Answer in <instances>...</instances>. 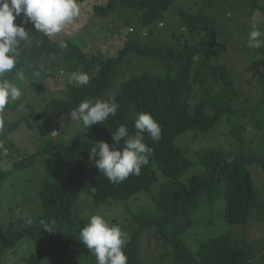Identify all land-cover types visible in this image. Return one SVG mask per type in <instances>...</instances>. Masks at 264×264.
Listing matches in <instances>:
<instances>
[{"label":"trees","instance_id":"obj_1","mask_svg":"<svg viewBox=\"0 0 264 264\" xmlns=\"http://www.w3.org/2000/svg\"><path fill=\"white\" fill-rule=\"evenodd\" d=\"M171 1L78 0L81 15L53 37L36 32L30 22L23 25L29 31V39L17 46L18 62L10 73L33 75L40 71L41 76L32 82L35 87L43 78L53 76L54 63L67 61L71 63V71L85 70L95 80L87 88L69 86L66 98L52 101L45 109L46 114H62L86 95H97L96 101L114 98L119 107L116 115H110L104 124L90 126L86 132L89 140L85 133L83 140H72L64 149L52 152L49 178L40 190L41 216L31 220L22 216L13 219L15 201H11V206H0V254L22 239L32 238L35 252L24 258L26 264H41L43 258H49L52 264H96L94 255L79 240V233L92 215L99 214L128 235L129 241L123 248L127 264H143L140 256L149 242L145 233L148 228L153 231L156 246L169 249L166 253L170 256L168 264H264V245H255V240L245 233L252 216L251 213L249 220V211L257 208L260 201L248 167L255 163L264 172V156H257L258 147L242 149L240 146L246 139H251L253 131L260 133L258 140L264 135V122H261L264 117V54L250 57L244 72L227 69L218 61L225 52V45L216 39L214 28L209 27L201 13L190 14L181 21L182 30L197 37L195 42H181L176 36L173 38L178 41L176 44L160 47L162 44L146 41L141 36L142 31L145 28L152 34L150 23ZM202 1L204 7H209L219 0ZM85 6L94 7L98 15L111 11L119 14L121 6L139 12L127 13L139 18L140 22L133 39L124 36L123 44L116 52L105 45L101 46L103 54L85 51L87 40L81 33ZM23 20L21 13L14 23L20 25ZM80 39L83 46L77 42ZM61 41L67 44L64 51L59 46ZM137 54L163 64V72L133 75L131 73L137 70L134 68L120 81H113ZM244 74L248 78H243ZM241 80H247L248 90L258 88L257 100L245 110L239 109ZM6 112V109L0 112V120L4 121L0 145H5L10 154L13 148L6 134L18 126L19 120L9 123ZM141 112L151 113L161 126L158 141L144 134V142L153 149L149 163L141 168L139 176L130 175L119 184L110 182L104 175L97 176L95 160H89L92 145L99 141L112 143L111 132L122 124L130 135H135V119ZM225 116L234 120L220 122ZM54 124L59 126L60 121L55 120ZM187 130L195 132H191L194 155L202 169L184 182L179 178L192 164L184 148L176 146L174 141ZM199 137L205 138L208 144L199 143ZM217 145L225 148H212ZM1 147L0 162L5 159L1 158ZM199 147L204 149L198 150ZM22 159L18 156L16 161ZM45 163L47 168V159ZM3 171L0 166V186L5 180ZM144 192L149 196L145 202L137 205L133 202L121 212L114 209L113 203H124L129 197ZM81 193L86 198L77 210ZM211 196L224 199V220L230 225H242L241 233L238 227L226 230L201 240L191 251L180 235L192 226L191 214L198 212Z\"/></svg>","mask_w":264,"mask_h":264},{"label":"rangeland","instance_id":"obj_2","mask_svg":"<svg viewBox=\"0 0 264 264\" xmlns=\"http://www.w3.org/2000/svg\"><path fill=\"white\" fill-rule=\"evenodd\" d=\"M179 9L190 10L196 12L203 9L213 19L214 26L218 30V39L226 43L227 49L218 60L225 64L229 70L246 71L250 63L251 50L246 46V39L249 32L252 30V20L262 23L264 18V0H219L215 5L203 6L202 0H175L172 5L162 13L160 18L163 23L158 26L154 23L152 26V34L147 32L144 35L145 40H150L154 43L162 45L177 43L178 41L172 38L176 34L177 38L183 42L193 43L197 37L192 35L187 30H182L181 20L177 13ZM126 12L114 13L109 17L100 18L94 15L93 7L85 6L84 16L81 19L83 24L81 33L87 40V47L85 51L90 53H102L101 46L105 45L109 50L117 51L123 44L124 36L130 32V27L137 28L136 16H133L132 22L126 24L124 17ZM264 39V37H262ZM83 46V41H77ZM259 52H264V45L259 49ZM164 65L160 62L154 61L150 58H141L134 56L130 58L129 64L125 65L121 72L114 78L113 81H120L126 76V73L136 68L131 74L137 75L141 72L161 73L164 70ZM231 73V71H230ZM232 74V73H231ZM69 73L62 67L55 72V78H46L40 88L30 87L26 89V96L33 99L36 114L34 116L29 114L28 108L20 106L15 110H7L6 119L9 123L16 121L20 116L24 115L25 120L21 121L16 128L15 137H11L12 131L8 133L9 138L12 139L14 147L10 156L0 162V166L6 170L7 176L0 186V206L3 207L8 204L11 206V201H15L13 210V219L19 216H32L41 212L40 198L38 190L41 181L46 176L45 166L42 157H36L31 164L22 168H16L14 163L17 157H23L35 152L39 143L44 140L43 129L47 119V128L52 124V120L48 117H42L39 109L43 108L49 100L55 97L64 96V89L68 81ZM18 77H13L16 79ZM243 78H248L244 74ZM12 79V80H13ZM123 81V80H122ZM242 92L240 96L239 109L245 110L251 107L258 97V88L247 89V80H241ZM114 95V94H113ZM240 116V115H239ZM234 120V118H227L223 120ZM236 119V118H235ZM67 122L61 121L60 127L57 129L56 139L59 134L65 132L64 143H69L77 135L81 136L82 131L74 122L66 119ZM63 127V128H62ZM62 128V129H61ZM61 129V131H59ZM194 131L187 130L174 141L175 145L184 148L185 155L191 161V168L186 171L179 178L186 182L193 174H199L202 166L200 165L197 155H194ZM202 132H198L201 134ZM260 133L256 130L250 133L251 139H246L240 146L242 149H247L248 146L257 145L259 152L257 156H264V135L259 139ZM47 137V136H46ZM85 137L89 140V134ZM199 143L208 144V141L203 137H199ZM5 147V145H4ZM214 149H223L225 146L212 147ZM239 148V147H238ZM204 149L199 147L198 150ZM249 170L252 174L254 184L259 193V206L249 211L248 218L251 221L247 224L246 234L249 238L255 240L254 244L262 247L264 245V172L261 167L255 163L249 165ZM157 184L154 189H156ZM216 187V186H214ZM147 192L137 194L128 199L124 203H113L114 209L117 212L126 210L133 202L137 205L145 202L149 196L144 195ZM86 196L81 193L76 209L78 210L83 204ZM225 202L223 198H216L211 196L203 202L202 207L198 212L192 213L191 218L193 224L190 228L181 233L180 238L185 242L187 247L193 251L197 248L201 240L221 234L226 230H231L238 227V231L242 225H230L224 220ZM152 229L145 230L146 238L149 241L144 252L142 249V256L140 260L143 264H168L170 256L166 253L169 249L158 248L154 242ZM157 240V239H156ZM22 246H21V245ZM35 252V246L32 240L24 238L15 246L4 251V257L0 264H26L24 258L30 253ZM95 257V256H94ZM41 264H52L49 258H43Z\"/></svg>","mask_w":264,"mask_h":264},{"label":"clouds","instance_id":"obj_3","mask_svg":"<svg viewBox=\"0 0 264 264\" xmlns=\"http://www.w3.org/2000/svg\"><path fill=\"white\" fill-rule=\"evenodd\" d=\"M175 0H172L166 9H164L160 16L152 23H158V26H162L160 18L162 13L167 10ZM94 15L100 18L109 17L113 11L105 14L98 15L93 7ZM121 12H126L124 21L126 24L132 22V18L127 13L140 14L134 12L132 8L122 7ZM23 13L24 20L22 24L18 25L14 23L16 17ZM180 20H185L190 14H203L205 21L209 27L214 28L216 33V39H218V30L214 26L213 19L203 9L196 12L190 10L179 9L177 11ZM81 15V7L78 0H0V112L6 110H15L20 106H25L29 110V114L34 116L37 112L33 103V99L27 97L25 92L28 88L27 82L29 81L30 87L41 88L44 80L43 78L39 84L34 85L32 82L38 80L41 76L40 71H35L33 75H26L18 73L14 75L10 72L17 65V46L21 41H28L29 31L25 30L24 24L32 23L36 32H40L48 37H53L56 34L61 33L64 29L72 24L76 18ZM84 14H82L83 18ZM136 25L139 26V18L136 17ZM252 30L249 32L246 39V46L251 50L250 57L258 55V49L264 45V18L261 22L252 20ZM135 27H130L127 35L129 39H133ZM199 32L205 34V30ZM142 37L147 34L146 29L141 33ZM176 37V34L172 35V38ZM147 41V40H146ZM220 41V40H219ZM225 45V51L227 49L226 43L220 41ZM59 46L64 51L67 44L60 42ZM161 45L160 47H165ZM84 52V49H82ZM138 57L143 56L137 54ZM62 67L69 73L68 81L64 89V96L52 98L47 104L39 109L42 117H48L52 120V124L47 128V119L45 122V128L43 129L44 140L41 141L36 148L35 152L23 156L22 161H15L16 168L25 167L31 164L33 160L41 156L45 166L46 176L41 181L38 195L40 198L41 211L42 203L40 197V190L45 180L49 178V162H52V152L55 150H62L67 147L64 143V134L60 133L59 138L56 139V133L60 127L54 124L55 120L67 122L66 119L74 122L82 131L81 136L77 135L75 140H83L84 134L89 132L90 126L104 122L108 117L115 116L119 107L114 98L109 100H97V95H86L77 100L72 106H70L66 112L62 114L45 113V109L54 100L64 99L67 96V90L69 86L75 88H87L90 87L95 80L93 77L82 69L72 70L70 69L71 63L67 61L56 62L53 65V76L49 78H55L56 70ZM227 67V66H226ZM228 69V67H227ZM7 73V78L5 74ZM13 77H18L13 79ZM13 79V80H12ZM94 101V103L92 102ZM26 103H28L26 105ZM16 104L15 107H11ZM24 115L20 116L19 123L25 120ZM264 122V117L261 120ZM19 125V124H18ZM4 121L0 120V132L3 131ZM18 127V126H17ZM16 127V128H17ZM134 127L136 129L135 135H130L128 128L125 125H120L115 132H111L112 143L106 141H99L92 145L89 151V160H95V166L97 168V176L103 175L107 179L115 184H119L125 181L130 175L139 176L141 168L149 163L152 156L153 149L144 142V134L146 133L152 140L158 141L161 138V126L153 118L149 112H141L135 119ZM16 128L12 131L11 137H15ZM63 128V127H62ZM61 128V129H62ZM61 129L59 131H61ZM47 136V137H46ZM6 137L11 147H14V143L8 134ZM52 143L55 147L48 144ZM121 142L123 147L121 148ZM3 153L1 158H8L10 156L9 151L1 144ZM257 147V145H253ZM47 159V168L45 160ZM4 177L7 176V171L4 170ZM131 198V197H129ZM41 216V212L32 216H22L25 219H33ZM48 230V227H47ZM34 242L32 238H29ZM79 240L96 258V264H127V256L123 251V248L127 245L129 237L124 233L118 225L110 224L103 215H92L89 218L88 223L80 229ZM4 254H0V262L2 261Z\"/></svg>","mask_w":264,"mask_h":264}]
</instances>
